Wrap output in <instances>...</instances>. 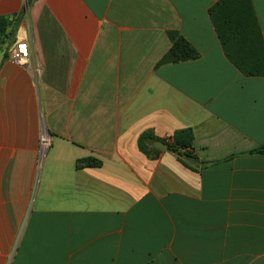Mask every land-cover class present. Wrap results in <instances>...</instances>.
<instances>
[{
	"label": "crops",
	"instance_id": "1",
	"mask_svg": "<svg viewBox=\"0 0 264 264\" xmlns=\"http://www.w3.org/2000/svg\"><path fill=\"white\" fill-rule=\"evenodd\" d=\"M215 1L0 0V264H264V155L242 154L264 77L224 56ZM167 31L197 57L159 63ZM19 40L35 71L7 59ZM182 128V160L137 147Z\"/></svg>",
	"mask_w": 264,
	"mask_h": 264
},
{
	"label": "trees",
	"instance_id": "2",
	"mask_svg": "<svg viewBox=\"0 0 264 264\" xmlns=\"http://www.w3.org/2000/svg\"><path fill=\"white\" fill-rule=\"evenodd\" d=\"M29 0H26L28 3ZM224 56L244 75L264 77V41L259 32L250 0H216L207 10ZM9 21L0 15V38ZM170 46L160 58L159 63L177 62L194 59L197 50L178 32L167 31ZM157 138L149 131L141 132L137 137V147L141 152L148 153V148L158 152L151 146ZM193 139L189 128L174 131L171 135L161 138L165 146L182 160L189 157V148ZM242 154L264 155V143L247 150ZM83 166H98L100 162L87 157L81 159Z\"/></svg>",
	"mask_w": 264,
	"mask_h": 264
},
{
	"label": "built area",
	"instance_id": "3",
	"mask_svg": "<svg viewBox=\"0 0 264 264\" xmlns=\"http://www.w3.org/2000/svg\"><path fill=\"white\" fill-rule=\"evenodd\" d=\"M7 59L21 67L30 66L35 71V67L29 64V44L26 40L15 42L7 52Z\"/></svg>",
	"mask_w": 264,
	"mask_h": 264
},
{
	"label": "water",
	"instance_id": "4",
	"mask_svg": "<svg viewBox=\"0 0 264 264\" xmlns=\"http://www.w3.org/2000/svg\"><path fill=\"white\" fill-rule=\"evenodd\" d=\"M151 146L159 151H162L165 148V144L160 140H152Z\"/></svg>",
	"mask_w": 264,
	"mask_h": 264
}]
</instances>
